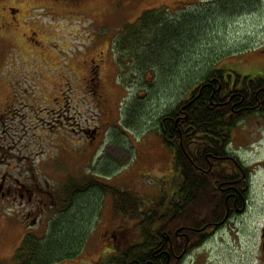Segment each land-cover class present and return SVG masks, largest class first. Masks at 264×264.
Listing matches in <instances>:
<instances>
[{
	"label": "rangeland",
	"instance_id": "1",
	"mask_svg": "<svg viewBox=\"0 0 264 264\" xmlns=\"http://www.w3.org/2000/svg\"><path fill=\"white\" fill-rule=\"evenodd\" d=\"M215 1L0 0V104L17 99L18 177L26 173L38 194L33 205L18 203L16 210L0 201V264H16L24 238L45 239L58 221L57 234L78 224L86 238L77 255L56 264H106L141 242L139 221L116 211L112 191L143 199L150 211H160L159 199L177 192L174 153L164 144L160 116L188 99L189 85L209 68L264 75V0H237L225 9L211 5ZM202 2L203 17L193 24L198 36L162 74L148 66L143 77L129 68L131 58L118 59L115 40L144 12L174 13ZM137 103L142 106L132 122ZM237 129L231 146L241 147L262 186L264 125L253 120ZM29 208L39 225L26 231ZM259 227L248 219L240 247L228 234L205 246L191 242L172 264H260L255 242L245 246Z\"/></svg>",
	"mask_w": 264,
	"mask_h": 264
},
{
	"label": "trees",
	"instance_id": "2",
	"mask_svg": "<svg viewBox=\"0 0 264 264\" xmlns=\"http://www.w3.org/2000/svg\"><path fill=\"white\" fill-rule=\"evenodd\" d=\"M236 1L216 0L211 5H219L225 9ZM203 5V2L188 5L196 10L180 8L174 13L168 8L144 12L134 24L126 26L115 40L113 50L119 55L118 59L131 58L132 62H128L129 68L132 67L134 72H142L143 77L152 69L155 72L156 67L162 74V69L168 67V61L171 66V62L181 57V51L186 49L187 43L198 36L199 31L193 24L203 17V13L198 9H202ZM148 66H152V69H148ZM230 73L235 78L229 77ZM227 80H235L237 83L249 82L250 85L246 86L252 87L254 91L264 84V79L252 80L250 77H241L232 70L209 68L197 81L194 80L189 85L187 93H184L189 94L188 99L182 100L181 104L160 116V131L164 144L174 153V171L176 180H179V196L177 199L160 198V211H150L143 209V199L131 198L125 192L113 190L116 211L139 221L141 242L130 245L122 255L114 257L108 264H172L175 256L180 252L182 254L184 247L187 250L188 246L192 245L191 242L196 241L195 246L203 245L206 230H200L204 227V212L208 204L210 209L218 205L219 201L215 197L218 193L216 180L222 173L216 161H212L210 167L205 157L207 154H213L214 148L218 151L223 148L226 150L232 138L231 134L242 118L235 119L236 116L233 115L235 102L227 103L231 97L225 87ZM193 85L194 89L188 93ZM242 96L245 97L244 103L251 100V95L244 94L239 95L235 101H241ZM139 106L142 104L137 103L131 109L132 113L128 119L132 122L135 119L133 112ZM244 114L243 117L248 115ZM128 123L130 124V121ZM80 194L71 198L73 204ZM60 223L58 221L54 224L52 233L45 239L27 235L16 252V264H56L77 255L75 251L79 247L82 249V242L86 238L84 232L78 224L74 226L69 223L70 231L65 229V232L57 234ZM180 241L184 244L178 247ZM187 242L188 245L184 246ZM157 255L161 256L160 260L154 258Z\"/></svg>",
	"mask_w": 264,
	"mask_h": 264
},
{
	"label": "flooded vegetation",
	"instance_id": "3",
	"mask_svg": "<svg viewBox=\"0 0 264 264\" xmlns=\"http://www.w3.org/2000/svg\"><path fill=\"white\" fill-rule=\"evenodd\" d=\"M13 12L12 19L17 21L15 10ZM91 73H93L91 80L95 81L96 77L94 76L97 73L94 71ZM229 75V77L233 76L235 78L233 74L230 73ZM241 77L250 76L241 75ZM251 79H264V75ZM239 83L235 80H227L225 82L226 91L231 95L227 103L234 101L233 115L236 116L235 119L242 117L237 125L239 126L243 122L253 120L258 121L259 125H264V84L254 91L252 87L246 86L250 85L249 82L244 83L241 81ZM219 85L222 86L221 84ZM244 94L251 95V100L249 99L247 103H244L245 97L242 96L241 101H235L239 95ZM8 98L12 100L10 96ZM14 98L15 102L6 103L3 108H1L0 104V201L8 203L11 209L16 210L18 203L24 204L26 202L28 206L33 205L38 194L29 185L30 180H28L26 173L24 176L21 175L23 178L18 177V148L16 141L18 120L15 112L18 107L15 104L17 99L13 96ZM244 113L248 115L243 117ZM239 114L244 115L240 116ZM177 123L178 121L176 125ZM232 144L233 142L231 141L230 146L228 145L226 150L221 146L223 148L222 151L214 148L212 149L214 153L207 154L205 157L210 167L211 162L216 161L222 173L219 174V178L216 180L217 185L215 184L218 189L217 196H215L219 201L218 205L216 207L212 206L210 209L208 204L204 212V227L200 231L206 230V238L202 246L208 245L217 234H228L230 238L233 237L231 242L235 246L240 247L241 237L244 235L243 227L248 222V219H252L254 223L260 225L259 233L254 235L252 242L247 241L245 246L255 242L257 247L255 259L260 264H264V192H259L264 190V184L259 186L260 182L255 180L256 177L253 175L256 169L254 171L251 170L252 168L243 162V158L239 154L241 147L233 149ZM207 181L209 182V180ZM74 193H76V190ZM177 193L178 190L174 194L176 196L175 199L179 196ZM174 206H177L176 203H174ZM34 214L33 209L29 208L25 216L28 219L23 223L26 231L39 225L37 223L38 217L31 219ZM154 258L160 260L161 256L157 255ZM176 258L179 259V257ZM169 259L170 255L168 254Z\"/></svg>",
	"mask_w": 264,
	"mask_h": 264
},
{
	"label": "bare ground",
	"instance_id": "4",
	"mask_svg": "<svg viewBox=\"0 0 264 264\" xmlns=\"http://www.w3.org/2000/svg\"><path fill=\"white\" fill-rule=\"evenodd\" d=\"M230 146V145H229ZM230 151V150H229ZM184 253V252H183ZM185 255V254H184ZM184 257V256H183ZM179 260V259H178Z\"/></svg>",
	"mask_w": 264,
	"mask_h": 264
}]
</instances>
